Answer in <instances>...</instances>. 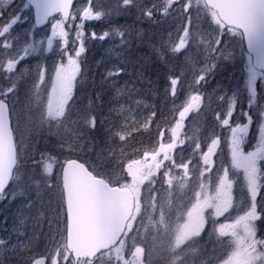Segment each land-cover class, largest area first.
Returning <instances> with one entry per match:
<instances>
[{"label": "rangeland", "instance_id": "1", "mask_svg": "<svg viewBox=\"0 0 264 264\" xmlns=\"http://www.w3.org/2000/svg\"><path fill=\"white\" fill-rule=\"evenodd\" d=\"M10 1L12 7L18 9L16 17H19V21L13 25L9 33L0 37V89L6 90L13 83L16 85L14 93L8 95L7 102L10 107L12 130L17 142L20 165L16 168L9 187L0 196V208L4 204H12L10 210H14L18 219L21 214L24 219L28 218L31 222L30 228L35 231L29 233V236L22 237L15 234L14 220H11L8 225H0V239L6 241V247H0V264H14L11 260L12 255L24 257L34 247L35 257L33 259L43 258L46 264H51L52 258L56 257L57 264H71V261L64 260L63 254L57 255L56 252L58 244L62 241L65 242L66 220L60 178L62 165L60 159L68 154L69 147L65 144L68 142L61 135L60 128L65 126L67 119H60L63 123L58 125L56 121L46 118L48 97L52 92L57 68L61 63L67 64V56L61 52L60 37L53 38L51 48L47 44V38L52 35V24L62 18L54 17L46 28L35 30L31 10L28 9V6L26 7L25 2L21 4L18 0ZM103 1L78 0L73 9L76 14L75 20L70 16L63 21L64 30L69 32V43L66 47L74 58L75 50H72V40L76 36V25L81 23L79 17L83 9L92 7L94 12L99 11L104 14V8L108 7V4L100 5ZM135 2L137 8L131 15L140 27L149 29L148 25L152 22L148 19L153 20L151 28L159 29L157 42L162 39L164 44H173V48L167 53L162 50L161 42L156 47L154 46L155 53L161 54L163 61L170 60L168 57L174 61L180 60L179 57L185 58L183 62L167 64L176 69V72H172L175 74L172 77L180 78L176 94L184 87L186 92L182 94L186 99L164 126L156 144L144 149L139 155L126 158V160L120 159L113 162L112 157L101 159L104 167H109L113 184L120 185L126 181L131 182V177H127L126 171V165L130 161L139 160L146 168L148 164L164 160V153L159 152L161 144L167 145L174 139L176 142V148L168 150L172 159L164 161L160 169H154L156 173L154 181H145L140 186L143 219L141 221L138 217V220L133 222L139 224V236L135 244L131 238H126L127 243L124 247L123 257L131 264H137V261L138 264H170L172 255L168 251L169 244L174 240L178 225L187 218L188 209L195 203V193L202 191L200 185L203 183L208 194H214L219 178L223 175L224 168H227L229 179L233 181L232 206L220 216L215 214V209H205V224L200 235L191 238L176 253L182 257L183 264H225L237 247V237L246 236L244 222L237 223V221L246 214L251 206L244 172L242 169L232 167L231 129L237 124L249 123L248 118L242 115V113H249L253 117V121L249 125L248 134L244 136L241 149L244 153H248L257 148L260 139L259 124L264 122L259 117V112L263 111L264 82L257 77L255 83L257 98L256 102L250 105V96L247 90L248 56L244 44L238 35L233 36L226 30L221 32L212 21L208 9L203 7V0L199 5L197 0H174L168 13L163 12L164 0H135ZM184 3L191 4L189 13L183 12L182 5ZM153 4L158 6L154 10V18L143 19L142 14ZM131 5H134V2ZM107 15L109 17V13ZM101 20L100 18L85 21L83 32L86 31L90 23L96 25ZM162 24L168 25V27H162ZM161 28L165 29L161 30ZM185 28H188L189 32L184 48L179 52L173 51L175 46L180 43L181 37L184 36ZM90 31H93V26L89 25ZM217 38L221 39L222 45L219 46V51L210 54L207 44L211 42L213 47H217L215 45ZM112 39L111 35L103 39L105 43H101L99 46L102 57L99 56L97 60L88 64L92 73L90 81L96 88L102 84V80L111 78L112 75L110 76L109 73H115L119 67L114 54L116 43ZM5 40L11 45L7 49L3 47ZM78 41L75 44L76 48L80 46ZM38 42H40L39 47H37ZM25 48H28L27 56H24ZM33 48L36 50L34 51ZM84 48L85 51L78 58L80 71L77 84H79V79L85 75L82 63L86 60L89 46L84 43ZM13 57L18 59V63L13 72L9 73L5 66L8 59ZM20 57L23 58L20 59ZM97 61L99 62L97 63ZM205 68L209 70L206 80L197 87L194 85V81L201 74V69ZM42 70L45 73L43 81L40 79ZM72 90L74 91V89ZM192 95L200 96L199 107H196V102L191 101ZM0 98L3 97L0 96ZM72 98L70 97L65 106V116L71 113L69 108ZM232 100H235L233 115L229 118L230 125L225 126L220 122V119L226 115L229 102ZM188 103L192 104V108L184 118L183 126L177 130L176 136L173 137L172 129L176 127V122L180 119L179 112ZM107 111L121 115L122 109L118 107L116 110L111 107ZM218 113L222 114L220 119L217 118ZM210 115L211 119H209ZM42 116L45 117L44 120L41 119ZM42 133L45 134V137L42 138L43 147L51 150L50 152H64L61 158L57 159L55 155H47L44 152L40 154L35 151L38 149L32 145H37V142L41 140L39 136ZM32 138L33 143L31 144ZM212 139H218L219 143L212 156L211 170L204 172L202 176L201 171L206 167L203 164V152L207 151ZM180 141L184 143L181 144ZM197 143L201 145L199 150H196ZM61 144H63V148ZM145 151L150 153L149 157L144 156ZM153 152H158L155 161L151 158ZM181 161L193 166L190 167L187 177L184 176V169L174 166L175 163ZM45 163L52 165V172H45ZM258 165L264 172V160H260ZM88 167L94 171L90 166ZM94 172H97L96 168ZM164 172H169V176L165 177ZM170 178L172 179L171 186L168 184ZM29 195L31 198L26 199ZM153 203L156 204L155 209L151 207ZM145 204L148 206L147 211H143ZM161 207L166 214L165 219L170 226L169 229L161 228L157 232L151 227L146 228L149 215H154L156 220H159ZM33 208L36 210H31ZM262 209H264V177H261V193L257 197L258 218L248 222L249 227L255 232L253 239L257 241L264 240L262 224L254 223L264 218ZM20 221L19 219L17 223ZM262 221L264 222V220ZM226 225H235V227L224 228V234L221 235V227ZM233 232L237 236H233ZM137 245L144 248V252L135 258L133 253ZM257 250L264 251V247L257 245ZM63 251L62 249L61 253ZM108 259L107 256L103 258L105 264ZM71 260H73L72 257ZM25 261L31 264L30 259ZM25 261H21L20 264H25ZM97 264H100L99 260ZM112 264H116L114 253L112 254ZM120 264H123V261Z\"/></svg>", "mask_w": 264, "mask_h": 264}, {"label": "snow or ice", "instance_id": "2", "mask_svg": "<svg viewBox=\"0 0 264 264\" xmlns=\"http://www.w3.org/2000/svg\"><path fill=\"white\" fill-rule=\"evenodd\" d=\"M10 3V0H0V6ZM32 7L35 8L37 19H47L53 12L62 14V19L52 24V35L47 38L48 47L53 45V38L60 37L61 52L67 56V64L61 63L57 68L56 79L53 83L52 92L49 94L46 118L54 120L58 125L62 124L61 117L65 116V106L71 97V85L76 74L80 71V62L78 58L85 51L84 48V32L83 25L85 21L100 19L103 13L93 11L92 7H85L80 15L81 23L76 25V36L72 40L75 50V58L69 54L66 45L69 43V32L64 30V20L72 16L76 18L75 12L70 13L69 8L73 4V0H29ZM133 0H123V6H129ZM174 0H164L163 12L168 13L170 6ZM201 0H197L199 5ZM27 7V5H26ZM157 5L153 4L144 11V15L151 18ZM203 7L208 9L211 14L212 21L218 26L223 33L226 30L233 36H239L242 42L247 44V90L249 92V104L256 102L257 93L255 83L257 77L264 80V0H203ZM184 13H189L191 10L190 3L182 5ZM19 21V17H14L9 23L5 24L0 29V37H4L9 33L11 27ZM189 29L185 28L184 36L181 37L180 43L175 46L173 51L179 52L184 48L187 42ZM109 33L105 32L101 36L92 33L93 39H105ZM123 36V34L121 33ZM80 41V46L75 47L76 41ZM37 43V47H39ZM213 47L211 42H208L207 48L210 54L219 51V46L222 45L221 39H215ZM11 45L5 40L3 47L9 48ZM32 47V46H29ZM35 51L36 48H33ZM28 55V48L24 50V56ZM23 57H20L22 59ZM18 59L10 58L6 64V70L11 73L16 68ZM208 69H201V74L195 79L194 85L200 86L206 80ZM109 75H119V72L109 73ZM45 73L40 72L41 81L44 80ZM180 78H172L170 83L172 92L175 95L178 80ZM16 88L15 83L6 90L0 89V196L6 191V186L13 178V166L17 163V148L13 142V131L8 124L9 104L6 102L9 94L14 93ZM224 99V98H222ZM191 101L196 102V107H199L200 96L192 95ZM235 100L229 102V107L226 115L221 118L220 113L217 118L220 122L228 126L230 125V117L233 115V106ZM192 104L188 103L186 107L179 112L180 119L176 122V127L172 129L173 137L176 136L177 130L183 126L184 118L189 114ZM248 118L249 123L237 124L231 129V159L232 167L242 169L247 182V193L251 198L250 209L246 214L239 218L240 222H244V230L246 236L237 237V247L233 251L228 261L225 264H264V251H258L257 245L264 247V240L257 241L253 239L255 232L249 227L248 222L258 218L257 197L261 193V177H264V172L258 165L260 160H264V122L259 124L260 139L258 146L254 151L244 153L241 145L244 142V136L248 134L249 125L253 121V117L249 113H242ZM261 121H264V111L259 112ZM42 120L45 117H41ZM84 126L94 130L96 126V117H83ZM103 123V122H102ZM111 129H109V132ZM81 135L79 130L70 132L69 136ZM120 141L125 140V136L119 133ZM183 144V141H180ZM219 143L218 139H212L208 145L207 151L203 152V164L206 166L202 171L211 170L212 156L216 152V146ZM74 144L68 145L69 149L74 148ZM63 148V144H61ZM176 148L175 139L167 145L161 144L159 152L164 153V160L157 161L154 164L145 165L139 160H132L126 165L127 177H131V182L124 183L119 186H113L111 179L101 178V174L89 171L83 163H78L77 160H68L63 169L62 187L63 197L67 208V226H66V242H61L56 248L57 255L63 254L65 261H71V264H105L104 257H108L107 264H112V254H115L116 264H131L130 261L123 257L124 247L127 243L126 238H131L135 244L139 236V224H134L138 217L142 221V205H141V185L145 181L152 182L155 179L156 173L154 169H160L164 161L171 160L172 157L168 154V150ZM201 148L200 143L196 144V150ZM150 153L145 151L144 156L149 157ZM158 152H153L151 158L156 160ZM176 168L184 169V176L189 174V163L183 161L175 163ZM45 172H52V165L45 163ZM164 176H169V172H164ZM171 186L172 179L168 180ZM183 187V184H181ZM202 191L195 193L196 201L187 211V218L184 222L178 225L175 230L174 240L170 242L168 251L172 255L170 264H183L181 256L176 255L177 250L182 245H185L191 238L199 236L205 224V209H215L217 216L226 212L233 202V181L229 179V170L224 168L223 175L219 178V183L216 186L215 193L209 195L204 189L203 183L200 185ZM13 195H15L13 193ZM147 204L144 210L147 211ZM155 209L156 204L151 205ZM264 211V209H262ZM165 212L163 207L160 210V218L157 221L154 215L148 216V224L146 228L151 227L157 232L161 228L167 230L169 225L166 223ZM234 228L235 225H226L221 227V235L224 234V228ZM135 233V234H134ZM233 236H237L235 232ZM123 237V238H122ZM0 247H6V241L0 239ZM64 250L61 253V250ZM144 248L135 246L133 256L138 258L143 254ZM71 254L75 255V260H71ZM25 264H28L25 261ZM31 264H46L45 259L36 258L31 260ZM51 264H57L56 257L52 258ZM138 264V261H137Z\"/></svg>", "mask_w": 264, "mask_h": 264}, {"label": "trees", "instance_id": "3", "mask_svg": "<svg viewBox=\"0 0 264 264\" xmlns=\"http://www.w3.org/2000/svg\"><path fill=\"white\" fill-rule=\"evenodd\" d=\"M18 1L21 4L24 3V0ZM133 2L134 5L123 6V0H104L100 5L108 4V7L104 8L102 20L96 25L90 23L89 25L93 26V31L89 32L88 25L84 32V43L89 46L86 60L82 63L85 75L79 79V84H77L79 73L76 74L71 85V89H74L71 91V97H73L69 108L71 113L60 118L67 119L65 126L60 128L61 135L68 142L65 144L68 146L72 143L75 145L74 148L68 149L69 152L64 157H62L64 153L62 151L50 152L51 150L46 149L42 144L44 133L39 136L41 140L37 142L38 146L32 145L38 149L35 151L40 154L44 152L47 155H55L57 159L62 157L60 159L62 163L69 158L78 159L86 165L88 164L94 171L96 168L97 172L106 179H111V174L109 167H104L101 159L112 157L113 162L120 159L126 160V158L139 155L144 149L156 144L164 126L186 99L182 94L186 92L184 87L179 90L180 94L179 92L173 94L170 81L172 78H177L172 77L175 76L172 72H176V69L167 64L183 62L185 58L179 57L180 60L174 61L168 57L172 61H163L161 54L155 53L154 46L156 47L163 41L161 39L157 42L159 29L151 28L153 24L151 19H148L152 22L150 25L147 24L149 29L140 27L131 15L137 8L135 0ZM17 12L18 9L12 7L11 1L7 5L0 6V29L16 17ZM142 18L147 20V16L144 14H142ZM152 18L154 17L152 16ZM162 27L167 28L168 25L162 24ZM165 28H161V30ZM93 32L97 36H101L105 32L112 36V41L116 43L114 54L119 65L115 70V73L119 72V75H112L111 78L102 80V84L98 88L90 81L92 73L88 64L97 60L99 56L102 57L99 46L105 42L93 39ZM78 44L80 45V41ZM172 45V43L164 44L162 42V50L169 53L173 48ZM72 50L74 51V48ZM97 67L100 66L97 65ZM111 107L116 110L120 107L121 115L108 112L107 110ZM93 115L96 117L94 130L85 127L83 120V117L91 118ZM211 115L209 119H211ZM109 129H111L110 132ZM76 130L81 133L79 137L69 136L70 132ZM116 133L124 135L125 140L120 141L119 135H115ZM19 165L18 162L16 168ZM30 198L31 195L26 197V199ZM61 205L60 200V208ZM11 207L12 204H4L0 208V225H8L11 220H14L15 234L22 237L29 236V233L35 231L30 228V220L24 219L21 214L19 218L21 221L17 223L18 215H15L14 210H10ZM15 216L16 218L11 219ZM262 220L264 218L254 223L262 224V228H264ZM22 232L24 234H21ZM262 234H264L263 229ZM34 253L35 247L29 250L24 257L12 255L11 260L14 264H20L21 261L32 260L35 257Z\"/></svg>", "mask_w": 264, "mask_h": 264}, {"label": "water", "instance_id": "4", "mask_svg": "<svg viewBox=\"0 0 264 264\" xmlns=\"http://www.w3.org/2000/svg\"><path fill=\"white\" fill-rule=\"evenodd\" d=\"M75 0H73V2H74ZM26 2L28 3V4H30L29 3V0H26ZM31 6V5H30ZM32 7V6H31ZM72 7V6H71ZM71 7L69 8V12H71ZM32 9H33V21H34V25H35V27L37 28V29H41V28H43L44 26H46L47 25V23H48V21H49V19L51 18V17H53V16H55V15H57L59 12H53V13H51L49 16H48V18L47 19H37V16H36V11H35V8L34 7H32ZM61 16H62V14L61 13H59ZM245 43V48H246V51H247V44H246V42H244ZM262 106H263V111H264V99H263V103H262ZM8 124H9V127L12 129V126H11V120H10V115H9V110H8ZM13 131V130H12ZM13 142H14V144H15V139H14V134H13ZM68 160H77V159H75V158H69V159H67V160H65L64 162H63V164H62V167H61V186H62V177H63V169H64V166L67 164V161ZM77 162L78 163H83V162H81V161H79V160H77ZM84 164V163H83ZM16 165V164H15ZM15 165L13 166V170H14V167H15ZM85 165V164H84ZM85 167L86 168H88L86 165H85ZM90 171V170H89ZM102 178V177H101ZM8 186V185H7ZM7 186H6V188H7ZM113 186H119V185H113ZM62 191H63V187H62ZM64 205H65V216H66V226H67V208H66V203H65V200H64ZM66 235H67V231H65V242H66ZM71 256H72V258H73V260H75L76 258H75V255L74 254H71Z\"/></svg>", "mask_w": 264, "mask_h": 264}]
</instances>
